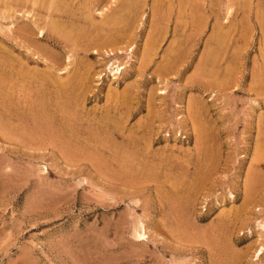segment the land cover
<instances>
[{
	"label": "rangeland",
	"instance_id": "374dc122",
	"mask_svg": "<svg viewBox=\"0 0 264 264\" xmlns=\"http://www.w3.org/2000/svg\"><path fill=\"white\" fill-rule=\"evenodd\" d=\"M44 1L0 0V264H264V0Z\"/></svg>",
	"mask_w": 264,
	"mask_h": 264
},
{
	"label": "bare ground",
	"instance_id": "6f19581e",
	"mask_svg": "<svg viewBox=\"0 0 264 264\" xmlns=\"http://www.w3.org/2000/svg\"><path fill=\"white\" fill-rule=\"evenodd\" d=\"M9 1H10V0H9ZM16 1H17V0H16ZM40 1H41V0H40ZM45 1H46V0H45ZM45 1H44V2H45ZM47 1H50V0H47ZM47 1L45 2V4L47 3ZM59 1H60V0H57V2H59ZM63 1H64V0H63ZM73 1H74V0H73ZM123 1H125V0H122V2H123ZM129 1H130V0H129ZM133 1H134V0H133ZM51 2L54 3L53 0H51ZM64 2H65V1H64ZM64 2H63V5H64ZM66 2H68V0H66ZM70 2H71V1H70ZM81 2H82V1H81ZM81 2H80V3H81ZM125 2H126V1H125ZM127 2H128V0H127ZM134 2L136 3V1H134ZM61 3H62V2H60L59 4L61 5ZM130 3H131V2H130ZM132 3H133V2H132ZM138 3H139V2H138ZM138 3H137V4H138ZM17 4H18V3H17ZM47 4H48V3H47ZM54 4H55V3H54ZM59 4H57V5L59 6ZM68 4H69V3H67V8H68ZM72 4H73V3H72ZM82 4H83V2H82ZM84 4H85V3H84ZM120 4H121V2H120ZM120 4H119V5H120ZM133 4H134V3H133ZM133 4H132V5H133ZM139 4H140V3H139ZM9 5H10V4H9ZM51 5H52V4H51ZM57 5H56V6H57ZM65 5H66V3H65ZM80 5H81V4H80ZM121 5H122V4H121ZM135 5H136V4H135ZM48 6H49L50 8H49ZM53 6H54V5H53ZM56 6H55V7H56ZM71 6H72V5H71ZM124 6H125V5H124ZM126 6H127V5H126ZM128 6H129V8H131L130 5H128ZM182 6H183V5H182ZM191 6H192V5H191ZM47 7H48V8H47L48 10H51V8L53 9V7L50 6V2H49V4L47 5ZM59 7H60V6H59ZM69 7H70V4H69ZM82 7H83V6H82ZM118 7H119V6H118ZM120 7H121V6H120ZM132 7H133V6H132ZM134 7H135V6H134ZM179 7H180V6H179ZM197 7H198V6H197ZM138 8H139V7H138ZM191 8H192V7H191ZM191 8H189V11H191V10H190ZM193 8H194V7H193ZM195 8H196V6H195ZM203 8H204V7H203ZM203 8H202V9H203ZM205 8H206V7H205ZM118 9H119V8H118ZM125 9H127V7H126ZM180 9H181V8H180ZM197 9H198V8H197ZM55 10H56V9H55ZM57 10H58V9H57ZM57 10H56V11H57ZM83 10H84V9H83ZM122 10L125 11L124 8H123ZM130 10H131V9H130ZM135 10H136V8H135ZM182 10H183V9H182ZM198 10H199V9H198ZM60 11H61V10H60ZM68 11H70V10H68ZM77 11H78V10H77ZM79 11H80V9H79ZM117 11H118V10H117ZM123 11H122V12L119 11L118 13L121 12V14H122ZM128 11H129L128 9H127V11H125V15H126V12H128ZM180 11H181V10H180ZM193 11H195V10L193 9ZM64 12H65V11H64ZM132 12H133V11H132ZM134 12H136V11H134ZM186 12H187V11H186ZM13 13H14V12H13ZM53 13H55V11H54ZM53 13H52V14H53ZM71 13H72V12H71ZM71 13H70V14H71ZM75 13H76V12H75ZM77 13H80V12H77ZM52 14L49 15V16H50V17H51V16L53 17ZM55 14H56V13H55ZM70 14H69V15H70ZM82 14H83V13H82ZM128 14H129V12H128ZM192 14H193V13H192ZM56 15H57V14H56ZM58 15H59V14H58ZM66 15H67V14H66ZM85 15H86V13H85ZM132 15H133V14H131V17H132ZM187 15H188V14H187ZM198 15H199V14H198ZM64 16H65V13H64ZM67 16H68V15H67ZM67 16H65V17H67ZM80 16H81V15H80ZM80 16L78 15V17H80ZM86 16H87V15H86ZM117 16H118V15H117ZM121 16H122V15H121ZM56 17H57V16H56ZM68 17H69V16H68ZM68 17H67V18H68ZM73 17H74V16H73ZM112 17H113V14H112ZM115 17H116V16H114L113 18L115 19ZM119 17H120V14H119V16L117 17V19H115V20L118 21V18H119ZM128 17H129V15H128ZM193 17H194V16H193ZM199 17H200V16H199ZM69 18H70V17H69ZM71 18H72V17H71ZM71 18H70V19H71ZM83 18H84V16H83ZM121 18H123V17H121ZM121 18H120V19H121ZM124 18H125V17H124ZM195 18H196V17H195ZM62 19H63V18H62ZM74 19H75V18H74ZM76 19H77V17H76ZM90 19H91V18H89L88 21H90ZM111 19H112V18H111ZM120 19H119V21H120ZM51 20L53 21L54 19L52 18ZM64 20H65V19H64ZM80 20H81V19H80ZM83 20H85V19H83ZM86 20H87V19H86ZM121 20H122V19H121ZM127 20H128V19H127ZM195 20H196V19H195ZM52 21H51V22H52ZM54 21H55V20H54ZM62 21H63V20H62ZM65 21H66V20H65ZM91 21H92V20H91ZM110 21H111V20H109V21L107 20L108 23H109ZM119 21H118V22H119ZM122 21H123V20H122ZM129 21H130V20H129ZM51 22H50V23H51ZM67 22L70 23L71 21H70V22H69V21H66V23H67ZM85 22H86V21H85ZM107 22H106V20H105V22H104L105 25H106ZM118 22H117V23H118ZM125 22H126V21H125ZM130 22H131V21H130ZM130 22H129V23H130ZM63 23H64V22H63ZM63 23H62V24H63ZM76 23H77V22H75V24H76ZM80 23H81V22L79 21V24H80ZM117 23H116V22H113V20H112V24H113V25L115 24L114 26H116ZM196 23H197V22H196ZM58 24H59V23H58ZM75 24H72V25H75ZM82 24H84V23H82ZM90 24H91V22H89V28H90ZM99 24H100V23H99ZM101 24L103 25L102 22H101ZM110 24H111V23H110ZM123 24L125 25V23H123ZM123 24H122V25H123ZM131 24H132V23H131ZM60 25H61V23H60ZM60 25H59V28L65 30V28H63L64 25H63L62 28L60 27ZM67 25H68V24H67ZM67 25H66V26H67ZM87 25H88V23H87ZM113 25H112V26H111V25H108L107 27H109V26L113 27ZM52 26H53V28H55V29H53V28H50V29H53V31L55 30V32L59 29V28H58V29L56 30V28H57V26H58V25H56V24H54V25H52ZM68 26H70V25H68ZM68 26H67L68 29L66 28V31H67V33H68L69 31L72 32V34H70V36H71V35H73V31H71V30H70V27H68ZM78 26H79V25H78ZM81 26H82V25H81ZM84 26H85V25H84ZM103 26H104V25H103ZM103 26H101V27H103ZM119 26H120V24H119ZM75 27H76V26H74V28H75ZM120 27H121V26H120ZM122 27H123V26H122ZM130 27H132V26H130ZM71 28H72V26H71ZM79 28L82 29V27H79ZM86 28H87V26H86ZM89 28H87V29H89ZM96 28H97V27H96ZM99 28H100V27H99ZM99 28H97V29H99ZM125 28H127V26H125ZM60 29H59V31H60ZM72 29H73V28H72ZM94 29H95V28H94ZM102 29H104V28H102ZM105 29H106V28H105ZM111 29H112V28H111ZM115 29L117 30V28H115ZM128 29H129V28H128ZM128 29H127V31H128ZM130 29H131V28H130ZM68 30H69V31H68ZM77 30L79 31V29H77ZM77 30H74V31H77ZM112 30H113V29H112ZM53 31H52V32H53ZM78 31H77V32H78ZM89 31H90V30H89ZM95 31H96V30H95ZM121 31H122V29H121ZM121 31H120V32H121ZM55 32H53V33H54L55 35H58V34H57L58 31H57L56 33H55ZM61 32H64V31H60L59 33H61ZM70 32H69V33H70ZM77 32H75V33L77 34ZM80 32H81V31H80ZM80 32H79V33H80ZM99 32H100V31H99ZM101 32H104V31H101ZM105 32H106V31H105ZM107 32H108V29H107ZM109 32H111V30H110ZM114 32H115V30L113 31V33H114ZM69 33H68V35H69ZM75 33H74V34H75ZM84 33H85V32H84ZM90 33H92V32L90 31ZM93 33H94V32H93ZM97 33H98V31H97ZM118 33H119V32H117V33H115V34L117 35ZM61 34H62V33H61ZM65 34H66V32H65ZM76 34H75V35H76ZM86 34H87V33H86ZM95 34H96V32H95ZM102 34H103V33H102ZM110 34H111V33H110ZM115 34H114V36H115ZM39 35H40V34H39ZM79 35H80V34H79ZM98 35H100V34H98ZM104 35H105V34H104ZM104 35H103V36H104ZM106 35H107V34H106ZM106 35H105V36H106ZM119 35H120V33H119ZM119 35H117V36H119ZM58 36L61 38V37L64 36V33L62 34V36H61V35H58ZM65 36H66V39H67L68 36H67V35H65ZM82 36H83V35H82ZM82 36H81V37H82ZM101 36H102V35H101ZM105 36H104V38L106 39ZM117 36H116V37H117ZM121 36H122V33H121ZM121 36H120V37H121ZM73 37H74V36H73ZM75 37H76V36H75ZM85 37H87V36L85 35ZM85 37L83 36L82 38H85ZM89 37H90V35H89ZM98 37H99V36H98ZM107 37H108L107 39L110 40L109 35H108ZM110 37H112V36H110ZM196 37H197V36H196ZM64 38H65V37H64ZM79 38H80V36H79ZM101 38H103V37H101ZM114 38H115V37H113V39H114ZM118 38H119V37H118ZM62 39H63V38H62ZM66 39H63V40H66ZM80 39H81V38H80ZM111 39H112V38H111ZM113 39H112V40H113ZM68 40H70V39L68 38ZM73 40L76 41V39H72V45H73V43H75V42H73ZM85 40H86V39H85ZM117 40H118V39H117ZM66 41H67V40H66ZM70 41H71V40H70ZM78 41H79V40H78ZM78 41H77L76 43H78ZM150 41H151V40H150ZM154 41H155V40H153V42H154ZM68 42H69V41H68ZM156 42H157V40H156ZM156 42H155L154 44H156ZM69 43H70V42H69ZM151 43H152V42H151ZM151 43H150V44H151ZM70 44H71V43H70ZM147 44H148V43H147ZM221 44H222V43H221ZM152 45H153V44H152ZM145 46H146V45H145ZM149 46H150V45H149ZM153 48H154V47H153ZM145 49L148 50L147 47H146ZM154 49H155V48H154ZM151 50H152V49H151ZM148 51H150V50H148ZM150 52H151V51H150ZM9 55H10V54H9ZM13 56H14V55H13ZM6 57H7V56H6ZM0 60H1V63H2L4 59H0ZM12 60H13V59H12ZM6 61H7V59L4 60V62H6ZM2 64H3V63H2ZM3 65H4V64H3ZM24 65H25V64H24ZM5 66H6V65H5ZM7 66H8V64H7ZM11 66H12V64H11L9 67H11ZM21 66H22V65H21ZM109 67H110V66H109ZM3 68H4V67H3ZM5 68H6V67H5ZM5 68H4V69H5ZM11 68H14V66L11 67ZM1 69H2V68H1ZM206 69H207V68H206ZM22 70H24V69H22ZM116 70H117V69H116ZM202 70H203V69H202ZM10 71H12V70H10ZM17 71H18L17 74H19V71H21V70H17ZM1 72H2V70H1ZM25 72H26V71H25ZM33 72H34V71H33ZM14 73H15V72H14ZM36 73H37V72H35V74H36ZM205 73H206V72H205ZM17 74H16V75H17ZM20 74H21V73H20ZM22 74H23V73H22ZM29 74H30V72H29ZM29 74H28V75H29ZM31 74L33 75L32 72H31ZM196 74H197V73H196ZM16 75H15V76H16ZM24 75H25V74H24ZM28 75H26V76H28ZM36 75H37V74H36ZM0 76H1V75H0ZM19 76H20V75H19ZM21 76H22V75H21ZM29 76H30V75H29ZM37 76H38V75H37ZM46 76H48V75H44V77H46ZM6 77H7V76H6ZM13 77H14V76H13ZM39 77H40V75H39ZM2 78H3V77H2ZM2 78H0V82H1V79H2ZM19 78H21V77H19ZM22 78H23V77H22ZM24 78L27 79V77H24ZM24 78H23V79H19V80L23 81ZM47 78H49V77H47ZM47 78H46V79H47ZM4 79H5V78H4ZM41 79H42V78H41ZM8 80H10V79H8ZM37 80H38V79H37ZM44 80H45V79H44ZM50 80H51V82H52V79H50ZM30 81H31V80H30ZM45 81H49V80H45ZM2 82H3V81H2ZM23 82H25V81H23ZM49 82H50V81H49ZM13 83H14V82H13ZM43 83H44V81H43ZM53 83H55V82H53ZM69 83H70V82H69ZM69 83H68V84H69ZM0 84H2V83H0ZM3 84H4V83H3ZM10 85H11V84H10ZM42 85H43V84H42ZM51 85H52V84H51ZM61 86H62V85H60L59 87L62 88L61 91L63 92V89H64V88H63V86H62V87H61ZM64 86H65V85H64ZM54 87H55V86H54ZM55 88H56V87H55ZM0 89H2L1 86H0ZM57 89H59V88L57 87ZM57 89H56V90H57ZM52 90H54V89H52ZM56 90H55V92H56ZM59 90H60V89H59ZM65 90H66V89H65ZM57 91H58V90H57ZM2 92H3V91H2ZM2 92H1V93H2ZM56 93L58 94V92H56ZM2 94H4V93H2ZM59 94H62V93H59ZM0 96H1V94H0ZM8 97L10 98V96H8ZM6 98H7V97H6ZM9 98H7V99H9ZM10 99H11V98H10ZM10 99H9V100H10ZM4 100H5V99H4ZM9 100H8V101H9ZM10 101H11V104H10V103H8V104L5 103V104H7L9 107L7 106V108H4V109H8V108H10V107H12V106H11L12 104L14 105V104L16 103V102L12 103V102H13V99H11ZM6 102H7V100H6ZM2 103H3V101H2ZM3 104H4V103H3ZM0 105H1V104H0ZM14 106L16 107V109H17V106H18V109H19V105H18V104H15ZM5 107H6V106H5ZM13 108H14V107H13ZM14 109H15V108H14ZM0 110H1V109H0ZM2 110H3V108H2ZM2 110H1V111H2ZM38 110H39V109H38ZM38 110H35V111H38ZM7 111H8V110H7ZM15 111H17V110H15ZM35 111H34V112H35ZM41 111H42V110H41ZM4 112H5V111H4ZM10 112H11V111H10ZM20 112H21V111H20ZM2 113H3V112H2ZM12 113H13V112H12ZM12 113H9V114H12ZM14 113H15V114H18V113H16V112H14ZM35 113H36V112H35ZM3 114H5V113H3ZM6 114H7V113H6ZM6 114H5V115H6ZM9 114H8V116H9V118H10V115H9ZM19 114H20V113H19ZM19 114H18V115H19ZM21 114H22V113H21ZM42 114H43V113H42ZM24 115H25V114H24ZM37 115H38V114H37ZM6 116H7V115H6ZM14 116L16 117V115H14ZM21 116H22V115H21ZM27 116H28V115H27ZM32 116H33V115H32ZM12 117H13V116H12ZM33 117H34V116H33ZM36 117H37V116H36ZM21 118H23V117H21ZM21 118H20V119H21ZM34 118H35V117H34ZM37 118H38V117H37ZM39 118L43 119L42 117H39ZM10 119H11V118H10ZM17 119H18V118H17ZM35 119H36V118H35ZM44 119H45V118H44ZM12 120H13V119H12ZM8 121L10 122V120H8ZM37 121H39V120H37ZM37 121H36V122H37ZM9 122H8V124H9ZM34 122H35V120H34ZM39 122H40V121H39ZM39 122H38V123H39ZM43 122H44V121H43ZM10 124L13 125V123H10ZM19 124H20V123H19ZM34 124H35V123H34ZM39 124H40V123H39ZM41 124H42V123H41ZM15 125H16V124H15ZM20 126H21V125H20ZM15 127L18 128L17 125H16ZM11 128H12V127H11ZM33 128H34V127H33ZM40 128H41V127H40ZM13 130H14V127H13ZM13 130H12V131H13ZM30 133H31V132H30ZM71 133H72V132H71ZM89 135H90V134H89ZM71 137H72V136H71ZM81 145H83V144H81ZM122 155H123V154H122ZM131 156H132V155H131ZM133 157H134V156H133ZM130 158H132V157H130ZM140 227H141V226H140ZM137 230H138V229H137ZM140 230H143V229L140 228ZM136 235H137V237H142V236H143L142 231H141V233H140V231L138 230V232L136 233Z\"/></svg>",
	"mask_w": 264,
	"mask_h": 264
}]
</instances>
